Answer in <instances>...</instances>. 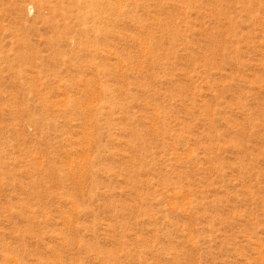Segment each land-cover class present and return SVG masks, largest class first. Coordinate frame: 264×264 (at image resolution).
Here are the masks:
<instances>
[{
	"label": "rangeland",
	"instance_id": "374dc122",
	"mask_svg": "<svg viewBox=\"0 0 264 264\" xmlns=\"http://www.w3.org/2000/svg\"><path fill=\"white\" fill-rule=\"evenodd\" d=\"M0 264H264V0H0Z\"/></svg>",
	"mask_w": 264,
	"mask_h": 264
}]
</instances>
